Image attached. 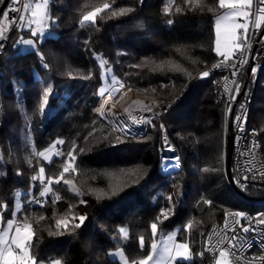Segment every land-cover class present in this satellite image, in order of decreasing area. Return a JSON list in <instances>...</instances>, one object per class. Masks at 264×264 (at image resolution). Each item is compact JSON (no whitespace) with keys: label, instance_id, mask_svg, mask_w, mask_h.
<instances>
[{"label":"trees","instance_id":"1","mask_svg":"<svg viewBox=\"0 0 264 264\" xmlns=\"http://www.w3.org/2000/svg\"><path fill=\"white\" fill-rule=\"evenodd\" d=\"M219 1L50 0V34L35 36L36 46L16 45L32 36L30 29L11 33L0 52V143L9 145L0 160V214L13 216L14 196L23 190L16 218L33 230L29 246L35 260L121 264L110 255L121 247L130 264H141L156 223L158 233L180 228V238L190 242L193 259L178 264H198L219 215L264 207V187L243 190L229 180V115L217 90L219 75L199 76L222 58L214 51L215 17L224 9ZM97 8L95 21H85ZM109 68L123 87L172 102L161 122L181 160L173 177L161 168L160 122L141 137H124L98 118L96 109L107 93L100 94L103 72ZM173 81L184 83L176 98L160 89ZM10 109L19 110L22 120L9 119ZM249 127L257 130L264 156V66ZM57 140L63 152L46 160L41 152ZM171 178L174 210L160 220L164 197L158 193ZM69 179L74 186L64 182ZM72 188L95 205L79 227L58 228L57 221L69 213L83 212Z\"/></svg>","mask_w":264,"mask_h":264},{"label":"built area","instance_id":"2","mask_svg":"<svg viewBox=\"0 0 264 264\" xmlns=\"http://www.w3.org/2000/svg\"><path fill=\"white\" fill-rule=\"evenodd\" d=\"M25 1L28 0H15V2L8 0L4 12H9L5 20L6 23L11 24L10 26L4 24L5 31L0 35V52L7 45L11 33L21 29L18 19ZM218 65L220 67H217ZM263 66L264 0H255L251 27L247 34L241 33L240 48L231 58L223 57L199 74L201 78H205L204 72H208V76L213 73L219 75L217 90L225 101L226 113L229 115L226 135L233 137L231 172L235 184L243 190L248 187H264L262 142L257 130L249 127L252 100ZM124 89L118 98L111 97V93L102 96L96 109L98 118L101 121H108L113 130L124 137H141L160 121L163 133L161 150L164 152L161 157L162 171L167 175L179 170L180 157L176 154V149L161 122L172 102L132 86ZM114 101H117L116 108L104 107L105 104L110 105ZM237 117L241 119L237 121ZM230 123L232 129L228 128ZM237 180L240 182L237 183ZM38 198L35 197L33 200L37 201ZM235 213L243 215L235 216ZM262 215H264V207L225 212L209 229L205 241V253L197 257L198 264H217L220 251L226 252L228 264H264V224L260 223ZM18 224L22 226L20 222ZM244 228H248L249 231L244 232Z\"/></svg>","mask_w":264,"mask_h":264},{"label":"rangeland","instance_id":"3","mask_svg":"<svg viewBox=\"0 0 264 264\" xmlns=\"http://www.w3.org/2000/svg\"><path fill=\"white\" fill-rule=\"evenodd\" d=\"M254 3H255V0H247V2H245V0H225L224 9L221 12H219L215 17L214 51L217 55L225 58V56L221 55L220 53H218L216 51L217 38H218L217 22L218 21L220 22L219 23V41H220L221 52H228L227 58H230L234 54L235 50L238 49L236 46L239 45V48H240V35H241V33L244 32L245 34H247L248 30L251 27ZM229 5H232V6L230 7ZM100 8H103V6H101ZM100 8H97V9L100 10ZM97 9H94V10L88 12L87 14H85V16H88L92 13H97L98 12ZM21 17L23 19H21ZM95 18H96V15H95L94 19L90 20V21H95ZM2 23L6 24V20L1 19V24ZM18 23L21 27H22V25H24V27H28L27 29L31 30L32 36L29 38H23L24 40L21 39L20 41L17 42L16 45H18L20 42H22V45H23V46L21 45L22 48H25V47L30 48L32 46H36L35 36H39V39L42 40L46 35L50 34V30H49V27H50V0H28V1H25L23 3V7H22L21 12H20ZM10 24L11 23L9 22V26H10ZM233 24L247 25L246 29L238 28L235 30L236 31V37H237V39L235 41H233L231 39V31H232V25ZM33 33H35V35H33ZM26 40H31L33 43L32 44L24 43L23 41H26ZM103 74H104L103 75V84H102L101 89H100V94H103L105 92H108V93L110 92L111 97L118 98L121 95L122 91L125 90L123 85L119 82L118 76L110 68L104 69ZM26 77H27L26 74L23 75V79H25ZM183 87H184L183 81H173L170 83L160 84V89H162L167 94L173 95V98H176L177 96L180 95ZM141 91H143V90H141ZM144 92H146V91H144ZM147 93H150V92H147ZM150 94L158 96V95L153 94V93H150ZM158 97H162V96H158ZM162 98H164V97H162ZM112 103L114 104V106H117L116 101H114ZM44 105L46 107V103ZM0 108H1V104H0ZM114 108H116V107H114ZM45 111H46V108H45ZM50 111H52V110H50ZM5 112H7V117L11 120H15V121H21L22 120L23 116L19 112V110L10 109V110H7ZM104 122L107 123L109 125V127L113 130V128L111 127V125L109 124L108 121H104ZM114 132H116V131H114ZM58 143H59L58 140L55 141L52 146H50L48 149L42 151L41 155L46 160H49L55 154L62 153L63 148L61 149L60 152L58 151L60 149V148H58ZM6 147H9L7 142H1L0 143V160L3 159V152H4L3 150L6 149ZM163 154H164V152L161 153V157ZM70 171H72V168H70ZM174 175L175 174H171V175H169V177H173ZM42 178L44 179L43 175H42ZM64 182L74 186V182L72 179L71 180L70 179L65 180ZM175 184H176L175 180H173V178H171L169 185H167L166 188H163L162 190H160V192L158 193V195H163V197H164V206H163V209L161 210L160 214L158 215L160 220L169 216L171 214V212L174 210L175 203H174L173 199H175L174 196L176 194ZM46 185H48V190L46 192H44V196H46L47 192L50 190V183L46 182ZM72 191L78 195L80 201L82 202L83 212L81 214H78V215L73 214V213H69L68 215H66L65 217H63L60 220L66 221L67 224H69V223L74 224L75 223V224L80 225L84 222L83 221L81 223L80 217L83 216L84 218H86V212L90 211L94 207L95 203L92 200L86 199L83 196L79 195L78 188H76V189L72 188ZM23 194H24L23 190H18L14 196V207H13L14 208V214L18 213L21 210V208L23 207V204H24ZM180 196H181V194H179V197ZM169 197H171V199H169ZM249 203H253V201H249ZM222 216H223L222 214L219 215L217 217V219L218 220L221 219ZM188 220L189 221L193 220V217H191ZM60 227H64V226L61 225ZM60 227H58V228H60ZM122 231H123L122 237L128 235V227L127 226H123ZM177 232H178V228H175L173 230H169L167 232L161 231L160 233H158V230H156V232L154 233L155 238L152 242L151 249L157 243V241H159L160 244H162V242L164 243V245L161 247L160 253L163 254L165 251L169 250L171 245L173 247V248L171 247V249L174 251L176 249ZM171 237H173L172 242L170 241ZM188 243H186L184 245H187V247H189ZM221 252L225 253V255L223 257L220 255ZM220 253L218 254L217 264H222V262H223V264H228V256H227L226 252L220 251ZM170 254H172V253L170 252ZM148 257L150 260H153L152 252ZM188 258L189 259L192 258V253H191L190 247H189ZM146 260H148V259H146ZM55 261H58L60 264L59 260H55Z\"/></svg>","mask_w":264,"mask_h":264},{"label":"crops","instance_id":"4","mask_svg":"<svg viewBox=\"0 0 264 264\" xmlns=\"http://www.w3.org/2000/svg\"><path fill=\"white\" fill-rule=\"evenodd\" d=\"M22 27L20 26V28L23 30H25V29L27 30V28H28V27H24V25H22ZM236 50H238V49H236ZM236 50H235V52H236ZM47 190H48V185L45 184L43 194ZM17 214L18 213L14 214V209H13V216L12 217L4 218L0 214V264H5L6 251L9 247H11L14 255H16V254L26 255L27 264H57L58 261H55V260H53L51 262L43 261V260L37 261L32 257L29 242L33 236V230L29 224H22V226H20L18 224L19 220L16 218ZM9 220L12 221V227L11 228L8 227V221ZM17 229H20L19 237L20 238H26V248H25V253H23V254H21L20 250L17 249L15 247V245L12 243L13 239L17 238V236H18ZM25 229H30V231H31L30 237L27 236V232L25 231ZM179 230H180V228H178L177 237H176L177 238L176 249L174 251L171 249V247H172V245H171L169 250L166 249L167 251H165L163 254L160 253L161 247L164 245V243L162 242V244H160L159 241H157V243L154 245L155 247H153L149 253V255H150L152 252L153 260H150L148 257L149 255H148L142 260L144 262V264H178V261H180V260L181 261L182 260L183 261H191L193 259V254H192V258H190V259L188 258L189 247H190L191 253H192V248H191L190 242L188 241V239H184V238L181 239L180 238ZM122 233H123V231H122ZM126 237L127 236H123V238H126ZM173 237H171V239H170L171 242L173 241ZM186 243H188V245H189V247H187L186 250L179 247V245L186 244ZM169 251L172 254H170ZM110 255H111V257L119 260V262L121 264H130L128 259H127L125 252L123 251V249L121 247L111 249ZM146 259H148V260H146ZM14 264H19V256L18 255H16V260H15Z\"/></svg>","mask_w":264,"mask_h":264},{"label":"snow or ice","instance_id":"5","mask_svg":"<svg viewBox=\"0 0 264 264\" xmlns=\"http://www.w3.org/2000/svg\"><path fill=\"white\" fill-rule=\"evenodd\" d=\"M2 2H3V0H0V3H2ZM13 2H15V0H13ZM245 2H247V0H245ZM220 6H221V7H224V6H225V0H220ZM229 6L231 7L232 5H229ZM9 7H11V6H9ZM108 7H109V5H107V4L104 5V8H108ZM11 10H12V11H16V9H11ZM97 11H100V10L97 9ZM3 15H4V17L7 18V17L9 16V12H8V11H5V12L3 13ZM95 15H96V13H92V14H90V15H88V16H85V17H84V20H85V21L93 20L94 17H95ZM21 19H23V18L21 17ZM169 23H171V21H169ZM219 23H220V22L218 21V22H217V34H218V38H217V47H216V51H217L218 53H220L221 55L225 56V58H227V57H228V52H221V49H220V41H219ZM238 28L246 29V28H247V25H244V24H233V25H232L231 39H232L233 41H235V40L237 39V37H236V31H235V30L238 29ZM33 35H35V33H33ZM23 42H24V43H27V44H32V43H33L31 40H26V41H23ZM236 47L239 48V45H237ZM217 67H220V66L218 65ZM203 75H204L205 77H207V76L209 75V73H208V72H204ZM237 91H239V89H237ZM45 95L47 96V94H45ZM45 103H47V99H45ZM236 119H237V121H239V120L241 119V117H237ZM133 120L135 121V118H134V117H133ZM136 122H139V121H136ZM237 126L239 127V124H238ZM43 171H44V170H43V168H42V169H41V172L43 173ZM68 171H69V168H68V167H65V168H64V172H68ZM33 179H36V178L34 177ZM245 179H247V177H245ZM58 182H59V181H57V183H58ZM239 182H240V181L237 180V183H239ZM49 183H51V181H49ZM169 199H171V197H169ZM234 215H235V216H241V215H243V214H242V213H235ZM84 219H85V218H84L83 216L80 217V221H81V223L84 221ZM260 223L264 224V215H262L261 220H260ZM61 225H63L64 227H67V223H66V221H64V220H59V221H57V226L60 227ZM79 226H80V225H76V227H79ZM8 227H9V228L12 227V221H11V220L8 221ZM151 228H152L153 233H155L156 230H157V224H156V223H153V224L151 225ZM25 231L27 232V236L30 237V236H31V231H30V229H25ZM243 231H244V232H248L249 229H248V228H244ZM19 232H20V229H17L18 236H17V238L13 239L12 243L15 245V247H16L17 249L20 250V253L23 254V253H25V248H26V238H20V237H19ZM153 247H155V246H153ZM179 247L182 248V249H185V250L187 249V245H184V244L179 245ZM16 255L19 256V264H27L26 255H20V254H16ZM16 255H14V253H13L11 247H9V248L7 249V251H6L5 264H14V262H15V260H16ZM220 255L223 257V256L225 255V253H224V252H221ZM57 264H59V262H57ZM141 264H144V262L142 261ZM222 264H223V262H222Z\"/></svg>","mask_w":264,"mask_h":264},{"label":"water","instance_id":"6","mask_svg":"<svg viewBox=\"0 0 264 264\" xmlns=\"http://www.w3.org/2000/svg\"><path fill=\"white\" fill-rule=\"evenodd\" d=\"M8 3V0H3V3L0 7V17L1 14L3 13L4 9L6 8ZM2 20H5V17L2 18ZM5 22V21H4ZM6 26H9V22L6 23ZM0 35L3 34V32L5 31L4 29V24L0 22ZM232 112H231V116H232ZM229 129H232V123H230L228 125ZM232 150H233V137L231 135H227L226 137V168H227V175L229 177V180L231 182L232 185L236 186L235 181L233 179L232 176V172H231V161H232Z\"/></svg>","mask_w":264,"mask_h":264},{"label":"bare ground","instance_id":"7","mask_svg":"<svg viewBox=\"0 0 264 264\" xmlns=\"http://www.w3.org/2000/svg\"><path fill=\"white\" fill-rule=\"evenodd\" d=\"M105 101H107V99H106ZM116 102H117V101H116ZM123 103H125V101H123ZM104 107H107V108H108V107L114 108V107H117V106H114V104L111 103L110 105H109V104H105Z\"/></svg>","mask_w":264,"mask_h":264},{"label":"clouds","instance_id":"8","mask_svg":"<svg viewBox=\"0 0 264 264\" xmlns=\"http://www.w3.org/2000/svg\"><path fill=\"white\" fill-rule=\"evenodd\" d=\"M5 10V9H4ZM4 13V11H3ZM3 13L1 14V17H0V22H1V19L4 17ZM5 29V28H4ZM108 93V92H107ZM110 93V92H109ZM106 94V93H105ZM43 189H44V186H43Z\"/></svg>","mask_w":264,"mask_h":264}]
</instances>
